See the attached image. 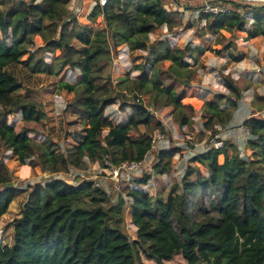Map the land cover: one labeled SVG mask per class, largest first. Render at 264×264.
Returning <instances> with one entry per match:
<instances>
[{"label": "trees", "instance_id": "trees-1", "mask_svg": "<svg viewBox=\"0 0 264 264\" xmlns=\"http://www.w3.org/2000/svg\"><path fill=\"white\" fill-rule=\"evenodd\" d=\"M166 1L175 4L177 11L187 7L179 0H109L102 8L94 4L86 16L92 23L88 25L78 22L68 9L69 0H0V141L20 164L59 174L28 185L20 216L11 224L13 242L0 244V264H143L141 255L165 264L176 254L186 264H264L263 117L251 115L243 121L250 130L249 155L241 156L229 140L219 148L210 144L191 157L192 164L185 167L178 184L180 191L173 186L166 199L143 188L128 190L135 238L120 228L126 205L122 197L111 202L90 178L96 161L102 166L104 157L112 164L138 160L150 149L152 133H165L143 104L142 95L148 94L147 103L154 110L171 106L177 111L174 119L180 129H194L192 118L181 112L183 106L193 111L202 108L199 140L209 130L215 135L227 127L243 97L230 74L222 73L226 94H216L202 106L187 98L196 73L187 59L195 65L204 48L173 47L168 39L150 42L149 34L156 28L164 25L171 30L177 23ZM243 7L251 18L240 12ZM199 19L205 20L209 31L224 30L234 40L264 37V5L234 4L229 12L216 14L200 10ZM35 38L41 44L31 50ZM123 44L129 51L147 54L144 64L135 66L141 69L139 78L131 79L126 73L113 81L110 66ZM235 48L230 40L219 50L238 62L244 53L234 54ZM45 52L51 54V61L44 58ZM165 60L170 62L168 68L158 69L157 64ZM16 63L34 74L78 71L74 83H59L74 94L66 109L83 124L73 145L59 151L50 138L34 141L29 136L24 124L40 121L44 114L39 104L15 95L21 83L7 67ZM252 101L255 110L264 109V95H254ZM117 102L119 109L131 110L124 123H113L105 114ZM16 112L21 127L7 120ZM214 126L219 129L213 130ZM181 151L177 146L159 150L156 172H169L173 156ZM73 169L85 170L86 176L68 179ZM148 175L137 182L145 184ZM11 182L10 170L0 158V219L20 189Z\"/></svg>", "mask_w": 264, "mask_h": 264}, {"label": "rangeland", "instance_id": "rangeland-1", "mask_svg": "<svg viewBox=\"0 0 264 264\" xmlns=\"http://www.w3.org/2000/svg\"><path fill=\"white\" fill-rule=\"evenodd\" d=\"M180 4L187 6L183 7L181 11H177V6L170 1H166V5L170 7L173 13V17L176 20V25L169 30L167 27L160 26L149 34L150 42L157 39H168L173 47H183L186 44L191 46H201L204 48V52L200 55L193 64L192 59H187L191 67H194L195 76L190 82V86L187 88L186 96L189 100H195L200 106L206 101L214 97V95L227 93V89L222 84L221 75L230 74L235 83L242 88L243 98L246 102H251L254 99V95H264V37L258 36L251 40L245 41L242 38L234 40L232 34L221 30L220 33H213L204 27L205 20L199 19V11L203 9L206 0H179ZM97 0H69L67 7L72 11L78 20L82 24L91 25L90 21L86 19L87 14L90 12ZM193 6L195 8L189 7ZM218 6H228L231 9L234 7L233 3L227 2H212ZM250 6H262L252 5ZM240 12L246 17L251 18V13H247V9L243 7ZM223 13V12H219ZM233 40L236 44L235 49H231L234 54L244 53V58L241 61L235 62L229 60L228 54L221 49L223 44ZM36 48L40 46V39L35 38ZM219 50V51H218ZM146 51L134 50L129 51L128 47L123 44L118 47L117 55L113 58L110 66V77L114 81L117 77L124 76L128 73L131 79L139 78L141 76V69H137V64H144ZM23 56L22 59H24ZM44 58L47 61H51V54L49 52L44 53ZM170 62L165 60L157 64V68L160 70H166ZM148 68V66L146 67ZM7 70L12 73L17 80L21 83V88L15 92L16 96L24 97L39 104L43 111V118L40 121H33L25 123L29 129V136L34 141H41L43 138H50L56 143L57 150L63 151L65 148L75 143V137L82 131L83 124L77 120L76 117L70 114L67 108V104L73 97L72 92H68L63 88H60V82L65 81L74 83L78 71L72 69H64L58 75H48L43 73H31L22 64H10ZM148 71V69H147ZM165 84L170 82L167 76H164ZM248 86L246 90L244 87ZM253 92V94H252ZM142 102L147 105L150 112L154 114L156 120H159L164 127V134L170 141L171 146H185L186 149H182L181 152L173 156L171 163L172 168L169 172L164 174L157 173L152 163L153 173L146 171L143 177L149 174V179L146 184L143 185L151 196H160L166 199L172 191L173 186L177 189L174 191H180L178 186L185 167L188 164H192L191 157L198 151L204 150L214 141L218 140L215 135L210 134L211 131L204 133L202 139L199 140L198 132L202 128V121L200 117V111H193L188 106H183L181 112L186 116H190L193 120V131L183 126L181 129L178 127L174 117L177 111L171 106L163 107L158 110H154L148 105V94L142 95ZM258 105V100H254ZM226 104V100H224ZM129 108L125 110L119 109V103L108 106L105 109V114L113 123H124L126 121ZM258 116L264 118V112H259ZM10 124H15L21 127V115L20 112H16L7 118ZM213 130H217L214 126ZM139 132H143L142 125L138 126ZM106 130H104L105 133ZM160 130H155L152 136ZM163 133V132H162ZM136 132L132 133V136H136ZM0 158L5 162L6 166L10 170L12 175V185L20 188L13 201L9 204L6 213L0 219V244L11 245L13 242V229L12 221L20 216V208L22 203L27 198L28 185L36 182H42L46 178L51 176L58 177L59 174H49L43 172L39 167H31L27 164L22 165L16 159V156L8 150L0 141ZM156 159L158 160L157 156ZM99 161L93 165V169L98 170L100 166ZM91 168V165L88 169ZM87 169V170H88ZM85 173V170L73 169L69 171L66 177L70 180L72 178H81L80 174ZM86 174V173H85ZM93 174V173H92ZM142 177V178H143ZM140 178V179H142ZM190 178H194L192 175ZM139 180V179H138ZM132 184V183H131ZM110 201L117 200L118 196H126L127 190L130 188L128 182H122V189L120 192L114 190L112 184H109ZM124 219L120 228L129 236V238H135L136 226L132 223L130 218V212L128 210V204L124 207ZM143 264H156L154 261L145 258L143 255ZM165 264H186L185 260L180 254H176L171 260L165 262Z\"/></svg>", "mask_w": 264, "mask_h": 264}, {"label": "built area", "instance_id": "built-area-1", "mask_svg": "<svg viewBox=\"0 0 264 264\" xmlns=\"http://www.w3.org/2000/svg\"><path fill=\"white\" fill-rule=\"evenodd\" d=\"M109 0H97V4L102 8L104 7ZM212 2H227L233 4L241 5H264V0H206L204 7L202 9L205 13H219V12H229L231 10L228 6H218L216 4H211ZM244 138L247 140L250 137V130L248 127L243 129ZM214 148H219L222 146V140H216L211 144ZM171 147L170 141L162 132H156L151 139L150 149L146 151L142 158L138 160H125L121 161L118 164H112L108 157L102 159L103 165L98 166V170L92 168V173L90 178L93 180V184L96 187L102 188L107 196L110 197V188L109 184H112L115 191L120 192L122 189V182H128L130 184V189L143 188V185L147 186L148 184H139L138 179L142 178L146 171L153 173L152 163H156V154L159 150L169 149ZM182 149H185L184 146H180ZM206 149V148H205ZM204 149V150H205ZM240 155H247L245 152L240 150ZM81 177H85L86 174L79 173ZM132 183V184H131ZM146 190L145 188H143ZM127 190V191H128ZM147 191V190H146ZM122 197L124 202L128 204L131 201V198L126 196ZM117 200L113 203H117Z\"/></svg>", "mask_w": 264, "mask_h": 264}, {"label": "crops", "instance_id": "crops-1", "mask_svg": "<svg viewBox=\"0 0 264 264\" xmlns=\"http://www.w3.org/2000/svg\"><path fill=\"white\" fill-rule=\"evenodd\" d=\"M242 98L238 103L237 109L232 112V119L229 125L224 129L219 130L215 134V136L217 137V139H221L222 141H231L233 144L238 146L239 150H242L243 152H245V154L249 155L251 153V150L248 148L247 140L244 138L243 121L251 115H258L259 112H264V109L257 111L253 108L251 102H246L244 99L242 100ZM253 111H255V113H253ZM215 127L216 129H219V127ZM197 152H200V150H198Z\"/></svg>", "mask_w": 264, "mask_h": 264}]
</instances>
